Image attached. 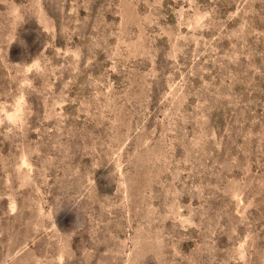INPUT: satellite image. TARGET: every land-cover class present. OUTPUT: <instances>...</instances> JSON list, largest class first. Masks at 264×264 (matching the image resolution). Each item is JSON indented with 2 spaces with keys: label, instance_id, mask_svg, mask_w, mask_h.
<instances>
[{
  "label": "rangeland",
  "instance_id": "obj_1",
  "mask_svg": "<svg viewBox=\"0 0 264 264\" xmlns=\"http://www.w3.org/2000/svg\"><path fill=\"white\" fill-rule=\"evenodd\" d=\"M0 264H264V0H0Z\"/></svg>",
  "mask_w": 264,
  "mask_h": 264
}]
</instances>
